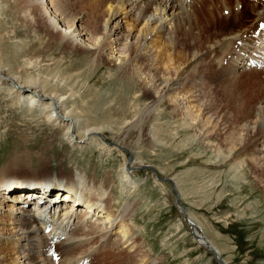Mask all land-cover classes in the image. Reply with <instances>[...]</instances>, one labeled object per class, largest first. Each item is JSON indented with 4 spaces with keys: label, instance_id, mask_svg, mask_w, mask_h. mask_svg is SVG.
Masks as SVG:
<instances>
[{
    "label": "bare ground",
    "instance_id": "6f19581e",
    "mask_svg": "<svg viewBox=\"0 0 264 264\" xmlns=\"http://www.w3.org/2000/svg\"><path fill=\"white\" fill-rule=\"evenodd\" d=\"M22 1L25 13L28 16V13L34 15L35 24L37 23L39 27L45 26L53 34L59 33L60 43L70 46L71 50L82 49L91 53L90 58L93 61L98 58L107 66L123 73L131 72L135 76L138 75V78L143 76L144 71L148 76L146 78L151 76L145 83L141 79L144 97H151L149 99L151 102L145 106L146 109L144 108L145 112L139 115L137 111V114H133V117H128L123 122L116 120L115 127L114 123L110 122L111 119L101 123L97 122L98 118L89 117L87 115L89 111L85 107V112L78 111L87 100H80L78 91H75V82L71 81L79 71L75 72L76 74L59 75L54 81L55 88L56 85L59 87L47 90L40 79L17 78L14 74L11 76L10 70L0 66V92L3 90L6 93L11 105L26 107L28 112L41 114L43 122L52 127V135L59 148L63 147L70 162H72L71 158L75 159L73 167H80L81 172L85 170L81 166L83 162L77 158L81 156L79 153L84 157L86 155L87 158L96 154H100L99 157L102 158L103 153H107L105 155L108 158V154L113 152V147L124 150L127 146L124 144L126 137L135 131H139L140 134L144 129V123L147 122L146 113L164 99L174 106L173 114L183 120L189 121L191 113H202L204 127L214 124L213 132H215L220 128L221 123V126H224L223 118L208 117L211 114L210 107L203 109L200 105L202 87L208 88L212 84L207 74L200 72L197 78L189 80V74L181 68L183 64L186 67L215 65L221 71L219 77L226 78L228 75L232 77L227 82L218 79V90H222L227 85L231 86L229 87L232 88L234 103L228 104L233 112L230 117L236 118L240 122L238 126L242 127L239 135L235 134L229 139L228 152L233 157L237 156L235 154L238 153L239 142L242 144L248 142L249 151L242 152L248 158L247 162L256 166L264 161V91L257 101L250 99L245 106H241L240 103L242 92L234 93L238 83L243 84L245 79H250L247 85L258 83L264 75V0H90L89 2L85 0L89 5L84 3V6L88 8L90 6L94 13L100 12L98 17L102 22L104 21V25H100L97 29L98 32L102 28L103 30L97 35L92 34L88 28L82 31L81 26L85 20L81 18L83 14L70 10V14L67 13V9L72 5L69 7V3L66 2L68 5L66 8L65 0ZM85 12L84 10V15ZM118 18L121 20L133 18L142 23L143 28L135 35L137 27L135 31H129L130 26H127L123 31L122 22L112 27L113 22ZM123 32L126 34L121 35ZM179 32L182 33L183 39L182 64L176 66L171 57L167 58L171 71L174 72L173 75L167 72L164 63L161 65L155 63L156 51L151 42H161L160 39H163L164 42L175 46ZM122 37H126V40L121 47L119 41ZM107 40L110 41L108 44ZM159 59L160 56L156 61ZM53 61H47L46 66L53 65ZM29 64L32 66V60ZM56 67L57 65L54 66ZM162 67H165L163 75L160 72ZM202 68L211 70V67ZM182 90L185 92L181 93ZM242 109L245 110L243 113H241ZM107 113L103 112V120ZM194 126L195 124L191 123L188 125L189 128ZM106 132L109 133L111 141H99L101 139L98 137H102ZM216 132L218 134L219 131ZM209 134L210 132H205V135ZM138 140L133 145V149L137 151L142 146ZM157 143L160 141L158 140ZM74 152L77 154H73ZM221 152L219 149L218 153ZM24 153L26 154L24 159L29 160L31 155ZM140 161L139 155L138 157L133 155L128 166L124 167L126 171L123 177L121 176L125 182L116 188L107 187L115 181L111 177L101 180L94 175L79 174L75 168L69 174L63 171L60 174L47 172L43 176L35 177L37 182L26 178L23 180L18 176L10 178L22 182L27 187L0 182V264H55L57 260L60 264H157L144 252L138 241L139 228L134 222L133 200L126 201L115 209L114 206L111 207V199L115 203L118 202L122 196L119 194L122 192L130 191V195H133L148 181L149 177L142 179L141 182L134 180L130 176L133 172L148 166L149 169H154V172L151 170V175L154 174V177H151L160 178L154 166L140 164ZM164 179L173 184L178 210L187 222L194 226V238L208 252H214L216 259L222 264H229L222 259L215 240H209L201 226L188 214L182 201L183 191L181 193L177 190V180L175 181L174 177L162 178L163 181ZM115 197L118 199L115 200ZM42 202L45 203L39 207L38 204L41 205ZM69 202L73 205L61 212V208ZM79 212L81 216L76 219ZM118 226L117 235L115 228ZM51 256L56 258L55 262L50 258Z\"/></svg>",
    "mask_w": 264,
    "mask_h": 264
},
{
    "label": "rangeland",
    "instance_id": "374dc122",
    "mask_svg": "<svg viewBox=\"0 0 264 264\" xmlns=\"http://www.w3.org/2000/svg\"><path fill=\"white\" fill-rule=\"evenodd\" d=\"M86 1L65 0V4L67 2L69 7L71 5L72 7L69 9L67 4L64 6L68 8L67 13L69 14L70 12L83 14L81 18L85 20L81 26L83 30H80L84 32L89 29L92 34L97 35L103 30L102 28L98 32L97 29L100 25H104V21L102 22L98 17L100 12L99 14L98 11L94 13L90 6L87 7L89 3L87 5ZM22 2V0H0V66L10 70L11 76L14 74L21 79L38 78L47 90H52L56 84L54 81L59 75L63 73L71 75L79 71V76L77 73V76L73 77L71 81L75 82V91H78L80 100H87L78 108V111L85 112L87 109L89 111L87 115L98 118L97 122L101 123L111 119L110 122L114 123L115 127L116 120L123 122L128 117H133V114H137V111L139 115L145 112L144 108L146 109L145 106L151 102L149 100L151 97H144L141 79L144 80L143 83L148 82L151 78L150 75V78H146L148 76L144 71L145 75L143 73V76L138 78V75L135 76L131 72L123 73L114 67L109 65L108 67L98 58L93 61L90 58L91 53L82 49L71 50L70 46L60 43L59 33L53 34L45 26L39 27L37 23L35 24L34 15L28 13L29 16H32L29 18ZM84 3L87 6H84ZM118 22H122L123 31L127 26H130L129 31H135L137 27L135 35L143 28V24L133 18L127 20L118 18L113 22L112 27ZM78 25L76 24V26ZM124 34L126 33H121V35ZM125 40L126 37H122L119 41L121 47ZM160 41L151 42V45L155 46L154 51H156L154 61L160 65L164 63L168 69L167 72L174 75L167 58L171 57L176 66H181L182 33L177 34L175 46L164 42L163 39ZM109 42L107 40V44ZM119 48L117 47V49ZM158 56L160 59L156 61ZM31 60L35 65L29 64ZM49 60H54L57 67L54 68V64L50 67L46 66L45 63ZM207 63H209L208 60ZM165 67H162V71L160 70L162 75ZM202 67H211V70H204ZM215 67V65L186 67L185 64L181 66L182 70L189 74V80L197 78L198 73L203 72L207 74L208 80L212 83L208 88L202 87L203 95L200 105L203 109L210 107L208 109L211 114L208 117L223 118L226 127L224 128L225 125L221 126L220 121V128L216 130L219 131V135L216 131V133L213 132L214 124L203 126L204 114L191 113L189 121L183 120L173 114L174 106L164 99L163 102L155 104L156 106L146 113L145 121L147 122L144 123L141 133L139 134V131L131 132L126 137L125 143H123L127 146H124V150L113 147V152L108 154V158L105 155L107 153H103L102 158L99 157L100 154L87 158L86 155L84 157L82 153H79L81 156H77V158L83 162L81 166L85 169L84 172H81L80 167H73L75 159L71 158L72 162H70L63 147L59 148L54 141L52 127L43 122L40 113L34 114L28 112L26 107L11 105L6 93L1 90L0 182L24 186L25 184L22 182H16L10 178L18 176L23 180L26 178L37 182L35 177L43 176L47 172L60 174L63 171L69 174L75 168L79 174L94 175L101 180L111 177L115 181L107 187L116 188L125 182L122 178L126 171L124 167L128 166L133 155L135 157L139 155L141 157L140 164L154 166L161 179L152 178L151 176L154 174L151 175L152 172L148 166L133 172L130 176L134 180L141 182L142 179L149 177L148 181L140 186L133 195H130V191L122 192L119 194L122 195L120 199L115 197L118 202L115 203L111 199V207L114 206L115 209L124 202L133 200L134 222L139 228L138 231L136 230L138 241L150 259L157 264H222L216 259L214 252H208L198 243L194 238L190 224L179 212L173 184L162 180V178L174 177L175 181L177 180L176 184L178 182L177 190L181 193L183 191L182 201L188 214L201 226L209 240H215L223 260L225 259L229 264H264V161L256 166L247 162L248 158L243 153L249 151L248 142L243 144L239 142L238 153L235 154L237 156L233 157L228 152L229 139L235 134L239 135L242 127L238 126L240 122L236 118L230 117L233 112L229 105L234 103L231 86L227 85L222 90H218V79L227 82L232 77L229 75L226 78L225 76H223L224 78L219 77L221 71ZM215 69L218 70L215 71ZM249 80L245 79L246 83L243 82V84L242 82L238 83L234 90V93L235 91L236 93L242 92L241 106H245L250 99L257 101L264 91V84H262L264 75L258 83L247 85ZM57 87L59 86L56 85ZM184 92V90L181 91V93ZM142 110L144 111L142 112ZM105 111L108 113L103 120L102 114ZM244 111L242 109L241 113ZM190 123L195 124L194 128L188 127ZM105 124L103 123V125ZM114 126L112 127L114 128ZM206 131L210 132L208 136L205 135ZM226 137H228L227 140H225ZM98 138L103 142L111 141L107 132ZM136 140L142 145L138 149L140 153L133 149ZM158 140L160 143H157ZM208 143L211 145L207 146ZM219 149L222 151L221 153H218ZM69 151H71L70 148ZM24 152L31 155L29 160L24 159L26 156ZM73 154H77V152ZM42 156L44 158H41ZM64 161L66 163H63ZM2 177L5 179H1ZM119 181L120 183H118ZM45 202L38 206L42 207ZM108 203L109 201L107 205ZM71 205H73L72 202L65 204V207L61 208V212ZM24 206L28 208V206ZM80 216L79 212L76 219H79ZM118 231L119 226L115 228L116 234ZM53 257L50 258L55 262L56 258ZM58 263L57 260L55 264Z\"/></svg>",
    "mask_w": 264,
    "mask_h": 264
},
{
    "label": "water",
    "instance_id": "95a60500",
    "mask_svg": "<svg viewBox=\"0 0 264 264\" xmlns=\"http://www.w3.org/2000/svg\"><path fill=\"white\" fill-rule=\"evenodd\" d=\"M150 170H152V171L154 172V169H150ZM164 181L170 182V181H168V180H166V179H164ZM185 219H186V218H185ZM189 224H190V223H189ZM190 226H191L192 229H194V226H192L191 224H190Z\"/></svg>",
    "mask_w": 264,
    "mask_h": 264
}]
</instances>
